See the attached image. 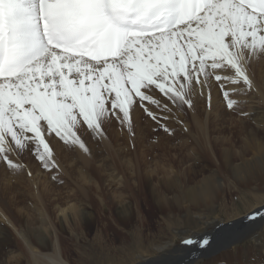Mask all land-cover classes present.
<instances>
[{
	"label": "snow or ice",
	"instance_id": "1",
	"mask_svg": "<svg viewBox=\"0 0 264 264\" xmlns=\"http://www.w3.org/2000/svg\"><path fill=\"white\" fill-rule=\"evenodd\" d=\"M254 58H264V0H0V163L18 173L27 154L59 170L50 140L90 156L84 136L103 145L115 120L134 137L132 114L141 108L172 134L168 122L194 111V99L213 83L227 108H238L233 94L255 91L247 71ZM257 143L264 168V140ZM234 173L241 175L238 166ZM211 187L204 177L181 192L195 202ZM257 217L264 212L246 219Z\"/></svg>",
	"mask_w": 264,
	"mask_h": 264
},
{
	"label": "rangeland",
	"instance_id": "2",
	"mask_svg": "<svg viewBox=\"0 0 264 264\" xmlns=\"http://www.w3.org/2000/svg\"><path fill=\"white\" fill-rule=\"evenodd\" d=\"M262 70L264 72V63ZM255 77L262 81L257 74ZM228 87L244 86L229 85ZM203 93V96H197L194 101L205 100L204 98L209 101V93L211 99L215 100L212 101L215 105L211 106L210 103L209 106L207 103L206 107H202L203 122L207 127L208 121L211 120V123H214L210 125L213 130L206 127L207 131H211V134H206V137L202 131L199 133L198 128H194L192 123L188 125L191 122L190 117L193 119L191 109L185 108L184 112L177 114V119L168 122V126L175 129L172 134H169L151 121L141 108L134 110L132 114L134 137H129L126 128L121 131L120 124L115 120L105 126L108 139L103 145L98 146L88 136L83 137L91 149L89 163L82 161V154L81 157L79 156L81 151L63 149L65 146L57 138L50 140V144L53 147L56 162L64 169H44L39 166L40 163L33 156L31 159L38 163V166L31 161L22 160L26 167L19 173H13L3 164L0 181L4 183L6 181L15 183L21 175L23 181L30 185H35L36 180L43 182L46 179L50 187L48 186L42 194L45 198L43 204L36 201L38 189L17 190L16 193L18 195L20 193V198L17 200L20 202L16 203L10 202L11 195L0 193V224L5 225L9 238L11 237L10 242L0 245V264H35L32 252L19 241L17 227L27 232L32 243L44 253L51 252L52 248L48 243L45 244V248H42L36 235L45 233L46 236L53 235V239L55 235L58 236L65 259L69 264H139L145 258H154L160 254L158 245H166L167 250H176L179 246H183L181 241L186 237L213 233L218 225L215 221H219V225H224L263 208V168H260L259 163L255 161L254 164L257 167L253 169L254 176L245 180L236 178L225 162L221 147H229L232 156L245 151L248 155L247 159L259 157L258 149L254 150L253 142L247 136L248 133L245 130H239L240 126H238L240 132H234V129L236 122L240 120L248 123L247 130L251 131L253 128L256 132L262 129L258 123H253L254 113L248 108L250 101L257 103L260 90L255 89L246 95L233 94L232 96L233 99L244 104L246 108L242 110L250 113V117L238 115L241 109L229 110L221 89L215 83L210 89L205 87ZM262 110L264 113V107ZM173 111L175 112V109ZM235 120L237 121L233 122ZM227 137H230L229 141ZM256 137L257 141L264 140V131H259ZM212 139L221 143L217 146L219 150L221 149L217 154L211 149ZM235 161L240 163L242 160L235 158ZM30 166L42 168L39 170L41 180L37 178L39 171L28 169ZM27 169L31 172V176H28ZM58 171L59 175H57ZM214 171L216 174L219 173L218 178L223 181V187L217 188L212 198L199 201L198 204L190 203L184 198L180 202L175 200L174 195L181 192L184 184L195 186L197 183H202L203 178L209 177ZM84 172L87 178L83 179L81 176ZM53 176L57 178L53 179ZM60 179H63L64 183H60ZM39 190H41L40 186ZM48 195L52 198L59 195L62 198L51 201L54 199ZM72 203H75V207L81 212L87 211L91 214V223L79 221L78 224H72L62 219L63 215L59 208L68 207ZM127 207H129V216L126 214L123 217L121 211ZM7 219L15 224L14 227ZM38 231L40 233H36ZM254 236L255 240L252 239ZM50 237H48L49 240H51ZM18 242L25 246L24 249ZM183 249L180 248L182 252H184ZM180 264L184 262L181 261ZM191 264H264V222L247 239L229 248L217 249Z\"/></svg>",
	"mask_w": 264,
	"mask_h": 264
},
{
	"label": "bare ground",
	"instance_id": "3",
	"mask_svg": "<svg viewBox=\"0 0 264 264\" xmlns=\"http://www.w3.org/2000/svg\"><path fill=\"white\" fill-rule=\"evenodd\" d=\"M264 63V58H254L253 60H251L250 62H249V64L247 65V71H248V74H249V76H250V79H252V81H253V86H254V89H259L260 90V98H259V100L257 101V103L255 102V103H253V101H250L251 102V104L248 106V108L251 110V111H253L252 113H254V115H252V120H254V121H256V123H258L259 125H260V127H261V125H264V123H262L263 122V120H264V113H263V110H262V108L264 107V72H263V70H262V64ZM260 75H259V74ZM255 74H257V76H258V78L259 79H261L262 81H260V80H257L256 79V77H255ZM218 91H219V89H218ZM258 93V92H257ZM259 94V93H258ZM257 94V95H258ZM238 96H240V95H238ZM252 97H253V95H251ZM216 97V96H215ZM214 97V98H215ZM197 98V97H196ZM257 98V97H256ZM205 100H203V99H197L196 101H194L195 103H194V111L192 110V117H193V119L190 117V123L188 124V125H191V123H192V126L195 128V127H197L198 128V131H199V133H200V131H202L203 132V135L206 137V134L208 135V133L209 134H211V131H207V129H208V127H209V130H213V128L210 126V125H213L214 123H211V120L210 121H208L207 123H208V127H207V125L205 124V122H203V119H201V116H202V114L201 113H203L202 111V107L204 106V107H206V105H207V103H209V101H207V99L206 98H204ZM249 99V98H248ZM258 99V98H257ZM212 101H215L214 99H211V101H210V103H211V106L212 105H215ZM248 101V100H247ZM224 106V105H223ZM212 108V107H211ZM214 108V107H213ZM244 108H246L245 106H244V104L243 103H241L240 104V106L238 107V109H241V111H243L242 109H244ZM206 109V108H205ZM236 109V108H235ZM215 110V109H214ZM189 111V110H188ZM229 112V111H228ZM212 113H213V111H212ZM190 115V114H189ZM216 116H217V114H215ZM214 115V116H215ZM187 117V116H186ZM203 117V116H202ZM187 118H189V116L187 117ZM219 118V117H218ZM223 118V117H222ZM221 118V119H222ZM232 118V117H231ZM212 119V118H211ZM217 119V118H216ZM236 119V118H235ZM188 120V119H187ZM233 120H234V118H233ZM189 121V120H188ZM237 120H235V121H233V122H236ZM215 122H217V121H215ZM219 125H220V123H218ZM233 124V123H232ZM185 125V124H184ZM217 125V124H216ZM231 125V124H230ZM236 128L234 129V132H240V131H238V126H240L239 127V130H245L248 134H247V136H248V138H250L251 140L250 141H252L253 143H252V146H253V148H255L254 150H256V149H258V155L257 156H260V151H259V146H258V143H257V134H259V131H264V127H261V128H259V129H261V130H259V131H253V128H252V130L250 131V130H247L248 129V123L247 122H243L242 120H240V121H237L236 122ZM206 127H207V129H206ZM251 127V126H250ZM212 128V129H211ZM218 128V127H217ZM223 128V127H222ZM221 128V129H222ZM225 128V127H224ZM206 129V130H205ZM221 129H219L220 130V132H221ZM230 129V128H229ZM250 129V128H249ZM218 132V131H217ZM227 132V131H226ZM204 137V138H205ZM203 138V139H204ZM226 138V137H225ZM216 140V139H215ZM230 140V137H227V141H229ZM250 141H249V143H250ZM61 142V141H60ZM55 143V142H54ZM89 144V143H88ZM87 144V145H88ZM206 144H207V142H206ZM210 144H212L211 145V149L214 151V153L215 154H217V152H220L221 151V149L219 150V148L217 147L218 145L220 146V144L221 143H218L217 141H214L213 139L211 140V143ZM229 145V144H228ZM245 145V144H244ZM156 147V146H155ZM222 147V152H223V156H224V158L226 159L225 160V162H226V164L228 165V168L229 169H231V172L233 173L232 175H234L236 178L238 177L239 179H243V180H245V179H248V178H250V177H252V176H254L255 174L253 173L254 172V170H255V168L257 167H255V165L256 164H254V162L255 161H258V157H253V158H251V159H247V157H248V155H247V153L244 151V152H242V153H235L236 154V156L234 157V155L232 156V154H230V148L229 147H226V146H221ZM247 148V147H246ZM63 149H66V148H64L63 147ZM157 149V148H156ZM67 150V149H66ZM65 150V151H66ZM209 150V149H208ZM247 150H249L248 148H247ZM61 151H62V149H61ZM78 151V150H77ZM243 151V150H242ZM250 151V150H249ZM248 152V151H247ZM66 153V152H65ZM81 154H82V156L83 157H81ZM75 155V154H74ZM92 155V154H91ZM90 155V156H91ZM79 156L82 158V161L84 162H90L91 161V157L89 156V155H87V154H85V153H83L82 151H81V153H79ZM217 156V155H216ZM250 156V155H249ZM219 157V156H218ZM217 157V158H218ZM32 157H31V155H25L24 157H22L21 159L23 160V161H26V160H28V161H31V162H33V164H35L36 166H38V163H35L34 161H32V159H31ZM55 158V157H54ZM235 158H239V159H241L242 161L240 162V163H237L236 161H235ZM56 160V159H55ZM57 161V160H56ZM93 161V160H92ZM175 161H177V160H175ZM220 161V160H219ZM59 164V163H58ZM85 164V163H84ZM87 164V163H86ZM146 164V163H145ZM5 166V165H4ZM39 166H41V165H39ZM88 166V165H87ZM131 166V165H130ZM234 166H238L239 167V169H240V171H241V175H237V174H235L234 173ZM258 166H260V164H258ZM30 167H32V168H30ZM30 167H28V169H33V170H40V169H42L41 167H34V166H30ZM221 167V166H220ZM255 167V168H254ZM3 164L2 163H0V171H2L3 170ZM60 168H63L61 165H60ZM90 168V167H89ZM131 168V167H130ZM219 168V167H218ZM260 168H262V167H260ZM27 169V170H28ZM64 169V168H63ZM129 169V168H128ZM254 169V170H253ZM9 170V169H8ZM8 170H7V172H8ZM78 170V169H77ZM92 171H93V168L91 169ZM103 170V169H102ZM182 170V169H181ZM186 170H188V169H186ZM185 170V171H186ZM220 170V169H219ZM257 170V169H256ZM263 170H264V168H263ZM37 171V172H38ZM23 172V171H22ZM21 172V173H22ZM25 172V171H24ZM29 172V170L27 171V173ZM40 172L41 171H39V173L37 174V178H39V180H41L40 178H41V176H40ZM188 172V171H187ZM5 173V172H4ZM19 173V172H18ZM2 174H3V172H2ZM23 174V173H22ZM135 174V173H134ZM219 174V173H218ZM218 174H216V172L214 171L212 174H210V178H211V184H212V187H211V191H210V194H209V196H208V198H212L213 196H214V193H215V190L217 189V188H221V187H216L215 186V184H216V181L217 180H219V175ZM254 174V175H253ZM17 175V174H16ZM19 175V174H18ZM34 175H36V174H34ZM43 175V174H42ZM79 175V174H78ZM263 175V174H262ZM29 176V175H28ZM186 176V175H185ZM25 177V176H24ZM81 177H83V179L84 178H87V175L85 174V172L82 174V176ZM257 177V176H256ZM36 178V177H35ZM260 178V177H259ZM16 179V178H15ZM101 179V178H100ZM261 179V178H260ZM3 180V179H2ZM24 179H22V176L20 175L18 178H17V181L15 182V183H13V182H11V183H9L8 181H6V183H4V182H2V181H0V193L1 194H5V195H11V196H9V199H10V202H12V203H16V202H20V200H17L18 198H20L19 196H20V193H19V195L16 193V192H18L17 190H19V189H23V190H25L26 188H29V190L30 189H38V191H37V194H36V196H37V198H36V201H37V203H44V200H45V198L44 197H42V194L48 189V186L50 187V184H49V182L45 179L43 182H41V181H39V182H37V180L34 182L35 183V185H30L29 183H27V182H25V181H23ZM81 180H82V178H81ZM87 180V179H86ZM175 181V180H174ZM122 182V181H121ZM242 182V181H241ZM71 183V182H70ZM134 183V182H133ZM130 184V183H129ZM39 186H40V188H41V190H39ZM123 186V185H122ZM177 186V185H176ZM182 186V185H181ZM131 187H132V185H131ZM190 186L188 185V184H184V186L182 187L183 189H187V188H189ZM223 187V186H222ZM133 188V187H132ZM138 188V187H137ZM133 190V189H132ZM22 191V190H21ZM55 191V190H54ZM173 191V190H172ZM180 191V190H179ZM40 192H42V193H40ZM219 192V191H218ZM24 193V192H23ZM59 193V192H58ZM62 193V192H61ZM177 194H181V199H183L184 197H183V195H182V192H180V193H176L175 195H174V198L176 197V195ZM22 195V194H21ZM62 195V194H61ZM65 195H67V194H65ZM85 195V194H84ZM48 196H50V195H48ZM62 196H64V195H62ZM74 196V195H73ZM72 196V197H73ZM47 197V196H46ZM67 197H69V196H67ZM29 198V197H28ZM32 198V197H31ZM50 198H52L51 196H50ZM60 197H59V195L57 196V197H54V198H52V199H54V200H51V201H58V199H59ZM62 198V197H61ZM60 198V199H61ZM66 198V197H65ZM75 198V197H74ZM160 198V197H159ZM207 198V199H208ZM214 198H216V197H214ZM94 199V198H93ZM103 199V198H102ZM136 199V198H135ZM181 199L178 201V202H180L181 201ZM184 199H187V198H184ZM68 200V199H67ZM138 200V199H137ZM162 200H164L163 198H162ZM175 200H177L176 198H175ZM190 203H193V204H198L199 203V201H205L204 199H197L195 202H193L192 200H190V199H187ZM213 199H211V201H212ZM62 201V200H61ZM60 201V202H61ZM94 201V200H93ZM107 201V200H106ZM105 201V202H106ZM124 201H126V200H124ZM129 201V200H128ZM72 202V201H71ZM127 202V201H126ZM64 203V202H63ZM46 204V203H45ZM70 204V203H69ZM111 204V203H110ZM178 204V203H177ZM1 205V204H0ZM131 205V204H130ZM163 205V204H162ZM261 205V204H260ZM58 206V205H57ZM60 207V206H59ZM120 207V206H119ZM260 207V206H259ZM253 208V207H252ZM4 209V208H3ZM2 209V210H3ZM35 209V208H34ZM60 209V211H61V213H62V215H63V220L65 221V222H72V224L73 223H76V224H78L79 223V221H81V223H83V222H85L86 221V223H91V214H89V213H87V211H80V209L79 208H77V207H75V203L73 204H71V205H69L68 207H63V208H59ZM121 209V208H120ZM123 209V208H122ZM256 209V208H255ZM36 210H38V209H36ZM82 210V209H81ZM4 211V210H3ZM6 211V210H5ZM0 212H1V210H0ZM122 213H123V217H125V215L127 214V216H129V207H127V208H125V209H123V211H121ZM133 212V211H132ZM60 214V213H59ZM103 214V213H102ZM1 215V214H0ZM99 215V214H98ZM7 216H8V214H7ZM6 216V217H7ZM14 216V215H13ZM136 216V215H135ZM5 217V216H4ZM10 217V216H9ZM122 217V218H123ZM97 218H98V216H97ZM4 219V218H3ZM8 220V222L9 223H11L12 225H13V227H14V225L15 224H13V222L11 221V220H9V219H7ZM131 220V219H130ZM260 221H262V223L264 222V219H260ZM5 222V221H4ZM219 222V221H218ZM218 222H216L215 221V223H216V225L217 224H219ZM69 225V224H68ZM71 225V224H70ZM69 225V226H70ZM88 225V224H87ZM91 226V225H90ZM261 226V225H260ZM75 227V226H74ZM102 227V226H101ZM104 228V227H103ZM17 229V231L16 232H18L19 233V235H20V239H19V241L22 243V245L23 244H25V246H26V248H28L31 252H32V254H33V257H34V261H35V264H69L68 262H67V260L65 259V256H64V252H63V249H62V246H61V240H59V238H58V236H56L55 235V239H53L54 238V236L53 235H51V237L50 236H46V234L45 233H43V234H41L39 231L38 232H36V233H40V234H38V235H36V238H38V240H39V243L41 244V246H42V248L45 246V244L46 243H48L50 246L49 247H51L52 248V251L51 252H48V253H44L43 251H41L39 248H37L36 247V245H34L33 243H32V241H31V238L29 237V235L27 234V232H25L23 229H21V228H19V227H17L16 228ZM47 229V228H46ZM15 230V229H14ZM200 230V229H199ZM258 233V232H257ZM50 234V233H49ZM52 234V233H51ZM236 234V232L234 231V232H232V231H228V233L227 234H224V235H222L220 238H219V241H218V243H217V245L216 246H214V247H218L219 245H221V244H223V245H225V244H227L228 243V241H229V239L233 236V235H235ZM251 233H249V235H250ZM255 234V233H254ZM58 235V234H57ZM248 235V236H249ZM200 237H202L203 236V234L202 235H199ZM248 236L246 237V239L248 238ZM15 237V236H14ZM48 237H50L51 238V240H49V238ZM193 237V236H192ZM199 237V238H200ZM205 237V236H204ZM204 237H202V238H200V239H203ZM215 237H216V235H215ZM11 238V237H10ZM9 232H8V230H7V228L5 227V225H2V224H0V245H3V244H6V243H8V242H10L9 241ZM34 240H35V238H34ZM17 241V240H16ZM23 241V242H22ZM135 242V241H134ZM214 242V241H213ZM213 242H211V243H213ZM18 244L20 245V243L18 242ZM44 244V245H43ZM22 245H20L21 247H22V249H24V247L25 246H22ZM195 246H197V245H192V246H188V245H183L182 247H178L176 250L175 249H170V250H167L166 251V253H164V252H161L160 251V254H158V255H156V257H154V258H151V259H149V262H148V264H178L180 261H183L184 259H185V257H187V254L189 253V255H191L192 253H193V250L195 249ZM48 247V246H47ZM209 247H212V244H211V246H209ZM45 248V247H44ZM168 248V247H167ZM180 248L181 249H183V251L184 252H182L181 250H180ZM158 249V248H157ZM159 250V249H158ZM211 250V249H210ZM27 253V252H26ZM153 253V252H152ZM200 258V257H199ZM198 258V259H199ZM198 259H196L194 262H192V263H195ZM176 260V261H175ZM32 261V260H31ZM158 262V263H157ZM139 264H144V260L141 262V263H139Z\"/></svg>",
	"mask_w": 264,
	"mask_h": 264
},
{
	"label": "water",
	"instance_id": "4",
	"mask_svg": "<svg viewBox=\"0 0 264 264\" xmlns=\"http://www.w3.org/2000/svg\"><path fill=\"white\" fill-rule=\"evenodd\" d=\"M257 211H261L264 212V207L257 210ZM248 216V215H246ZM246 216L241 217L239 219H234L224 225H217V229L209 234V235H203L204 236H209L210 237V242L209 245L205 248H200L198 245L195 246V249L193 250V253L191 255H189V253L187 254V257H185V259L183 260L184 264H191L192 262H194L196 259H198L199 257L201 258L202 256H207L210 255L212 252H215L220 249L223 248H229L232 245L239 243L241 241H243L244 239H246V237L249 235V233H253L255 232L258 228H260L262 225V221H260V217H257V219L255 221L246 219ZM228 231H232V232H236L235 235H233L227 244L223 245H219L218 247H214L217 245L219 238L224 235L227 234ZM216 235V237H215ZM196 237H200L198 235H195ZM200 237V238H202ZM214 241V242H213ZM213 242V243H211ZM212 247H209L211 246ZM212 249V250H209ZM209 250V251H208ZM202 255V256H201ZM181 261L178 263L180 264Z\"/></svg>",
	"mask_w": 264,
	"mask_h": 264
}]
</instances>
